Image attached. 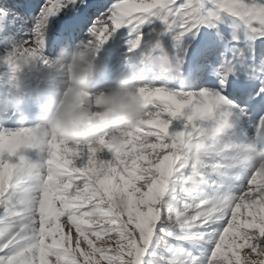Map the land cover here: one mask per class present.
<instances>
[{
    "label": "snow or ice",
    "instance_id": "6c2138e0",
    "mask_svg": "<svg viewBox=\"0 0 264 264\" xmlns=\"http://www.w3.org/2000/svg\"><path fill=\"white\" fill-rule=\"evenodd\" d=\"M92 8L44 0L31 35L0 57L39 56L50 16L87 22ZM223 13L249 42L264 39V0H114L85 39L103 45L126 28L134 53L170 36L183 61L185 39ZM236 55L247 60L244 49ZM252 61H223L218 89L155 88L146 119L120 146L23 145L21 129L0 122V264H264V168L247 159L264 145L250 144L246 130L264 132V107L251 112L223 94L238 71L264 74V57Z\"/></svg>",
    "mask_w": 264,
    "mask_h": 264
},
{
    "label": "clouds",
    "instance_id": "9594fccd",
    "mask_svg": "<svg viewBox=\"0 0 264 264\" xmlns=\"http://www.w3.org/2000/svg\"><path fill=\"white\" fill-rule=\"evenodd\" d=\"M102 45L86 39L62 43L55 55L45 51L0 57V121L21 129L23 145L46 146L52 140L72 146H100L101 140L122 145L141 127L155 88L188 86L183 61L163 42L147 43L138 55L126 56L124 65L102 87H94L105 71L100 63ZM250 144L264 145V132L249 133ZM248 162L264 168V148L256 147ZM55 175H60L54 169ZM56 191L59 184H50ZM194 189L203 181L192 177ZM117 201L122 203L119 192Z\"/></svg>",
    "mask_w": 264,
    "mask_h": 264
},
{
    "label": "bare ground",
    "instance_id": "6f19581e",
    "mask_svg": "<svg viewBox=\"0 0 264 264\" xmlns=\"http://www.w3.org/2000/svg\"><path fill=\"white\" fill-rule=\"evenodd\" d=\"M114 2V0H111L109 2H107L106 4H104L101 8L98 9V12L101 11H107V6H110L112 3ZM3 3H6V2H2L1 4ZM9 10L10 12H12V14L8 17V22H10V24L8 25V27L12 28V32L9 31V32H6L3 30L4 27L6 26H3V27H0V39L3 43V45H1V49H0V53H4L6 50L8 49H11L13 45H16V44H20L21 42H23L25 39L27 38H22L21 36H19L18 34H14L15 31H19L21 33L23 32H28L29 33V36L31 35V29L33 27V24H31L29 27H27V24L29 25L30 23H28V20L26 19L25 15L23 12L20 11L19 8H16V9H11L9 8L8 6H6L5 4H3V6H0V15H2L5 11ZM93 11V10H92ZM94 15L92 14V17L96 16L97 15H100L101 13L97 14V10L94 9ZM40 12H38L39 14ZM36 17V16H35ZM34 17V18H35ZM94 18V19H95ZM19 19V22L17 23V20ZM93 19V20H94ZM34 23V22H33ZM48 23H49V20H48ZM92 23V22H90ZM89 23V24H90ZM158 28V26H157ZM4 32V33H3ZM87 33H88V29H86V32L83 33V34H80V36L78 38H76L75 40H73L71 43L74 44L76 41L78 40H81V39H85L86 36H87ZM201 35V30H198L196 35H194L195 37L196 36H200ZM194 36H190V37H187L186 39H192ZM166 37V36H165ZM165 39V38H163ZM167 39V38H166ZM169 39V38H168ZM64 40L65 38H63V40L59 43V45H56L54 46L53 48H59L60 45L62 43H64ZM166 41V40H165ZM164 43V42H163ZM173 44V43H172ZM171 47V46H170ZM169 47V48H170ZM232 48H237L236 45H232ZM238 50L239 49H244L245 50V53L247 54V56L249 57L250 56V48L248 47L247 44H244L242 46H240L239 48H237ZM58 50H55L54 52H51L49 53V55H55L56 52ZM171 51V50H170ZM247 63H250L251 61L250 60H245ZM115 64L113 65L114 69H116L117 71H115L114 75L118 72V70L122 67L121 65V62L119 59H116L115 60Z\"/></svg>",
    "mask_w": 264,
    "mask_h": 264
},
{
    "label": "rangeland",
    "instance_id": "374dc122",
    "mask_svg": "<svg viewBox=\"0 0 264 264\" xmlns=\"http://www.w3.org/2000/svg\"><path fill=\"white\" fill-rule=\"evenodd\" d=\"M178 2H179V0H178ZM1 3H2V2H0V6H3V4H5L6 6H8L7 3H3V4H1ZM91 13L94 15V13H95L94 10L91 11ZM97 13H98V9H97ZM94 18H95V16L93 17V19H94ZM34 19H35V18H34ZM7 20H8V19H7ZM9 24H10V22H8L7 24H5L4 26H8ZM30 25H31V24H29V25L27 24V27H29ZM157 26H158V28L161 27L159 24H158ZM89 27H91V23L88 25V28H89ZM88 28H87V29H88ZM14 34H17V33H14ZM236 35H238L239 37H244V33H243V31L240 32V35H239V34H236ZM163 38H165V39H163L164 45H165L166 47H168V48L171 46V47L169 48V50L173 51V47H172V43H173V42H172L171 37H170V36H166V37H163ZM166 38H167V39H166ZM168 38H169V39H168ZM232 39H233V36H232ZM165 40H166V41H165ZM236 47H237V46H236ZM234 49H235V48H234ZM239 50H240V49H239ZM248 51H250V50H248ZM247 57H248V56H247ZM244 59H245V58H244Z\"/></svg>",
    "mask_w": 264,
    "mask_h": 264
}]
</instances>
